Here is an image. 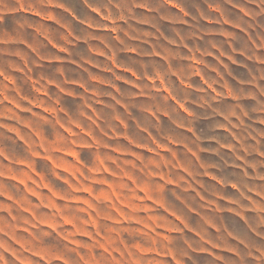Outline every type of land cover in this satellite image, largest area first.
Returning a JSON list of instances; mask_svg holds the SVG:
<instances>
[{
    "label": "rangeland",
    "instance_id": "rangeland-1",
    "mask_svg": "<svg viewBox=\"0 0 264 264\" xmlns=\"http://www.w3.org/2000/svg\"><path fill=\"white\" fill-rule=\"evenodd\" d=\"M0 264H264V0H0Z\"/></svg>",
    "mask_w": 264,
    "mask_h": 264
}]
</instances>
